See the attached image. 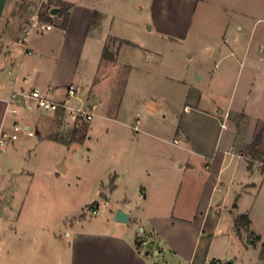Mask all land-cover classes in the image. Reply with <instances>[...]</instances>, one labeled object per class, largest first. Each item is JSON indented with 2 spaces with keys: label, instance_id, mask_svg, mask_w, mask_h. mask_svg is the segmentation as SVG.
Segmentation results:
<instances>
[{
  "label": "crops",
  "instance_id": "crops-1",
  "mask_svg": "<svg viewBox=\"0 0 264 264\" xmlns=\"http://www.w3.org/2000/svg\"><path fill=\"white\" fill-rule=\"evenodd\" d=\"M58 1L71 5L67 27L60 26L61 32H53V28L47 30L51 36L47 42H25L27 47L22 52L15 45L16 41L21 40V36L19 37L17 32H10L4 23L10 0H0V132L10 125L7 122L10 114L8 101L17 86L21 89L28 86L41 88L57 97H63L67 86L75 83L91 32L101 26H112V18H116L115 10L118 6L113 3L117 0H53L55 4ZM126 1L138 9H145L149 16L145 23L151 31L179 40L190 38L191 31H194L192 41L200 62L199 73H196V76L199 75L197 80L204 79L201 67L205 60L201 57L199 45L212 46L213 53H216L217 42L214 41L218 28L230 29L233 24L240 32L254 33L264 21L261 17L264 13V0ZM95 12H98L100 17L96 25H93ZM216 15H223L221 23L216 21ZM207 30H211V33L206 34ZM211 38L213 42H207ZM111 39L117 37L111 36ZM203 40L205 41L201 42ZM249 52V43L235 42L223 55L215 59L213 75L209 73L210 77H213V114L204 109L199 112L206 114L219 132L213 145V154L201 152L206 157L210 156L206 168L211 170V175L205 181L203 195L193 217L184 210L176 213V209L172 207L175 202L174 186L168 193L165 188L166 184H176L181 178L184 179V175L174 166L176 155L165 151L161 146L162 139L152 135L149 129L140 127V123L136 121V124L132 125V129L137 132L134 137L123 140L116 137L119 147L123 145L131 149L130 152H123L121 168L117 178L113 176L110 180L109 187L103 177L98 179L99 174L92 184L83 183L78 179L79 181L73 183L56 185L55 188L37 186L32 191L30 197L43 200L47 198L48 200L41 201L47 206H50L47 202L58 201L55 205L57 208L41 209L44 205L32 200L30 208L23 216L20 211L16 219L21 223V227L12 226L2 232L0 251L2 255L9 253V256L2 258L0 264H169L164 256L166 248L189 260L190 264H212L211 258H218L219 242L225 244L224 248L228 245L227 241L221 238L224 222H229L227 228L232 229L233 233H238L235 231L234 222L239 214H247L251 224L255 218L264 216V169L261 162L255 161L258 162L262 179L259 182H251L249 172H253L256 165L254 163L250 169L247 162L250 156L243 153L244 148L251 144L258 134L261 135L258 149L264 153V57L249 56ZM26 76L33 77L32 80L28 79L29 85ZM224 93L227 101L226 111L221 109L219 103ZM199 101L201 103L202 96ZM229 113L234 114L233 116L242 114L245 122L238 126L229 118ZM182 130L188 141L192 142L190 131L187 128ZM62 141L74 142L72 139ZM203 145L199 141L196 146L203 149ZM227 156L229 162L223 166ZM233 157L246 160V172L242 171L241 163L237 162L238 168H234L230 184L223 188L220 184L224 183L222 173ZM178 158L181 156L178 155ZM59 160L56 161L58 164ZM65 164L68 170L66 159ZM234 183H237V189H233V186L231 188ZM104 190L111 193L103 215L96 224L83 225L79 219V214L83 212L81 210L94 200L99 210L100 202L96 197L100 191L102 195L105 194ZM45 191L54 193L49 197ZM134 191L135 194L132 195ZM58 192L63 196L60 195V198L56 199ZM261 193L262 198L258 201ZM220 197L222 202L226 198L233 202V208L229 211L230 217L225 220L222 211L212 205V199L213 202H218ZM134 202L141 203L143 210L135 212L131 209ZM119 208L130 213L129 222L115 221V211ZM66 216L74 218L75 223H72L64 236L56 228L62 226ZM139 219L148 223V229L142 228L145 234L143 236L130 230L131 224ZM246 231L261 240L256 228L250 226ZM139 237L143 240L142 245H137ZM148 241L152 243L151 248L146 247ZM28 247L34 248V252L30 254ZM12 251L18 253V256L11 254ZM219 262L221 261L218 260L217 264Z\"/></svg>",
  "mask_w": 264,
  "mask_h": 264
},
{
  "label": "rangeland",
  "instance_id": "rangeland-1",
  "mask_svg": "<svg viewBox=\"0 0 264 264\" xmlns=\"http://www.w3.org/2000/svg\"><path fill=\"white\" fill-rule=\"evenodd\" d=\"M33 1L35 3H32ZM44 2L46 3L47 0H10L4 21L10 32H17L18 36L22 37V28L26 20H32L36 14H39ZM116 2L113 3L114 6H118L115 10L116 18H112L113 25L94 29L87 39L74 83L80 85V89L70 101V104L76 107L89 108L92 104L97 105L95 115L90 122L68 124L62 116L54 112L28 111L23 106L20 96L12 105L18 107L19 113L17 116L8 114L7 122L12 123L17 120L23 126L28 125L35 135L28 136L21 133L18 139L0 146V239L4 229L16 225L19 226L18 228L21 227V223L16 218L20 211L22 216L26 213L32 200L44 205L40 207L41 209L56 207L58 201L47 202L50 205L47 206L41 202L48 200L47 198L43 200L30 197L37 186L55 188L56 185L73 183L78 179L83 183L92 184L99 174L98 179L103 177L108 186L113 176L117 178L124 157L123 152L125 150L130 152L131 149L123 145L119 147L116 137L120 140L134 137L137 132L132 129V125L136 124L137 119L140 127L149 129L152 135L162 139L161 146L165 151L174 153L177 157L174 166L184 175V179L181 178L176 184L173 182L165 185L168 189L167 193L174 186L173 209H176V213L184 210L191 217L195 215L203 195L205 181L211 175V170L206 168L210 156L206 157L201 152L213 154V145L219 132L218 128L215 129L213 121L206 114L199 112L204 109L213 114V77H210V74L213 75L215 59L223 55L235 42L249 43V56L264 57V21L258 25L254 33L240 32L233 24L230 29L218 28L214 41L217 42L216 53H213L212 46L199 45L201 57L205 60L201 67L204 79L197 80L196 73H199L200 62L192 41L194 31H191L188 39H172L150 30L149 25L145 23L146 19H149L145 9H138L125 0ZM261 17L264 18V13ZM215 19L221 23L224 18L223 15H216ZM209 31L205 33H211ZM53 32H61L57 22L53 25ZM49 35L50 31H41L39 24L31 29L27 41L29 44L47 42L51 37ZM111 36L117 39L113 40ZM16 42V47L24 52L26 43L21 40ZM207 42H213V39H208ZM107 44L117 57L115 62L106 61L101 57ZM28 79L29 76H26L27 85L30 83ZM30 88L28 86L26 89ZM20 90L21 87L17 86L14 91ZM225 95L222 94V98L219 99L221 109L224 111L227 110ZM200 96H202L201 103ZM237 121L245 122L244 119L238 118ZM76 126H79L77 132L74 129ZM5 128L11 127L8 125ZM183 128H187L192 134V142L188 141ZM83 135H86L83 141L69 143L62 141ZM176 139H178L177 143H175ZM199 141L204 144L203 149L196 146ZM178 155L181 158H178ZM58 159L59 162L63 160L65 166L66 159L69 169L60 171L57 168ZM228 162L229 156L224 159L223 166ZM237 162L241 163L242 171L246 172L244 169L246 160L233 157L232 162L222 173L224 183L220 184L223 188L230 184L234 168L236 166L238 168ZM257 163L255 162L254 171L249 172L251 182H259L262 179ZM232 186L233 189L238 187L237 183L231 184V188ZM104 192L105 194L102 195L100 191L96 197L100 202L98 214L92 213V206L97 204L95 200L81 210L83 212L79 214V219L83 225L96 224L103 215L111 193L109 190ZM115 192L117 194V191ZM45 193L50 197L54 192L45 191ZM133 194L135 191L132 192ZM262 194L259 195L258 201L262 198ZM60 195L62 193H56V199H59ZM220 201L221 197L218 202H213L212 199V205L214 204L218 211H222L225 220L230 217L229 211L233 208V202L228 198L224 202L220 203ZM142 208L141 203L136 202L131 207L135 212L143 210ZM66 217L62 226L56 228L64 236L72 223H75L74 218ZM140 220L134 221L130 230L143 236L145 234L142 228L148 229V223L144 219ZM228 223L224 222L221 237L228 245L224 248L225 244L219 242L218 258L212 257L211 263L217 264L220 260L218 264H264V258L261 257L264 216L255 218L250 225L259 232L261 240L247 233L245 229H241L239 234L233 233L232 229L227 228ZM28 249L30 254L34 252V248L28 247ZM12 253L18 256V253L13 251ZM8 256L9 253L2 255L0 251V262L2 258ZM164 256L169 264H190L189 260L181 258L168 248Z\"/></svg>",
  "mask_w": 264,
  "mask_h": 264
},
{
  "label": "built area",
  "instance_id": "built-area-1",
  "mask_svg": "<svg viewBox=\"0 0 264 264\" xmlns=\"http://www.w3.org/2000/svg\"><path fill=\"white\" fill-rule=\"evenodd\" d=\"M56 16V15H55ZM57 22L60 25L62 22L61 17H56L54 22H44L40 19L39 14H36L32 20H27L25 25L22 28L23 34L21 41L26 42L28 36L33 27L41 25V31L51 30L54 23ZM33 77L29 76V80H32ZM80 86L74 83H71L67 86L66 92L63 97H57L53 95L50 91L42 90L41 88H30L29 90L22 88L19 92L14 91L8 101V112L13 116H17L19 109L16 106H12L16 101V98L20 96L23 106L28 111H46L54 112L57 115L62 116L68 124L69 123H81V122H90L97 109L96 104H92L89 108L76 107L70 104V101L73 97L79 92ZM139 123V120H137ZM10 129L3 128L0 132V146H4L9 142H12L19 138L21 133H25L28 136H34L35 133L30 126H23L19 121L15 120L10 123ZM137 128V126H136ZM178 142V139L175 140V143ZM98 211V204L92 206V213L96 214Z\"/></svg>",
  "mask_w": 264,
  "mask_h": 264
},
{
  "label": "trees",
  "instance_id": "trees-1",
  "mask_svg": "<svg viewBox=\"0 0 264 264\" xmlns=\"http://www.w3.org/2000/svg\"><path fill=\"white\" fill-rule=\"evenodd\" d=\"M32 3H35V2L33 1ZM53 6L59 8V11H58L56 16L51 14V8ZM70 8H71V5L68 2L58 1L55 4L53 2V0H47V2L46 3L44 2V4L42 5V8L40 9V12H39V16H40V19L44 22H54L55 18L57 16L61 17L62 22H60V26L62 28H66L68 25L69 18H70V12H69ZM99 17H100V14L98 12H95L94 17H93V22H92L93 25H96ZM102 58L106 61H115L116 60V55L114 54V52H112L110 50L109 44H107V46H105L103 53H102ZM233 115L234 114L229 113V118L232 119V121H236L237 125L239 126L240 123H239V121H237V118L239 117L240 119H242L243 115L242 114H240L239 116L238 115L233 116ZM74 129H75V132H77L79 129V126H76ZM85 137H86V135H83V136L78 137V138L76 136H74L72 138V140L83 141L85 139ZM260 142H261V135L258 134L253 139L252 143L249 144L245 148V150H243V153L246 156H250V158L248 159V167L250 169L253 168L255 161L261 162L262 168L264 169V153L258 149ZM250 225H251V220L247 214L242 213V214H239L235 218L234 228H235V231H237L238 233L241 231V229L249 230ZM258 239H259V237H258ZM142 243H143V240H140V237L137 238V245H142ZM261 257L264 258V242L262 244Z\"/></svg>",
  "mask_w": 264,
  "mask_h": 264
},
{
  "label": "water",
  "instance_id": "water-1",
  "mask_svg": "<svg viewBox=\"0 0 264 264\" xmlns=\"http://www.w3.org/2000/svg\"><path fill=\"white\" fill-rule=\"evenodd\" d=\"M58 11H59L58 7H52L51 8V14L52 15H57ZM196 77L199 78V75L196 76ZM57 168L60 171H65L66 170V167L64 165L63 160L60 161V163L57 165ZM114 218H115V221H117V222L127 223L130 220V213L125 211V210H123V209H121V208H119V209H117L115 211V217ZM146 246L151 248L152 247V243L148 241L146 243Z\"/></svg>",
  "mask_w": 264,
  "mask_h": 264
}]
</instances>
